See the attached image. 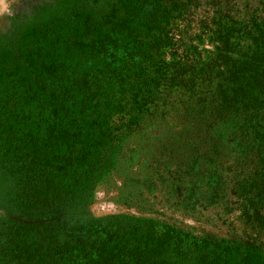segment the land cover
Returning a JSON list of instances; mask_svg holds the SVG:
<instances>
[{"label":"trees","instance_id":"1","mask_svg":"<svg viewBox=\"0 0 264 264\" xmlns=\"http://www.w3.org/2000/svg\"><path fill=\"white\" fill-rule=\"evenodd\" d=\"M178 107L193 180L167 194L213 231L75 221ZM0 173V264H264V0H64L0 53ZM143 178L121 194L145 204Z\"/></svg>","mask_w":264,"mask_h":264},{"label":"rangeland","instance_id":"2","mask_svg":"<svg viewBox=\"0 0 264 264\" xmlns=\"http://www.w3.org/2000/svg\"><path fill=\"white\" fill-rule=\"evenodd\" d=\"M63 3L64 0H0V53L15 48L30 31L53 20ZM182 130L181 109L178 107L164 121L125 142L118 168L109 183L94 194L92 203L71 215L75 221L119 215L151 216L174 218L182 227L196 223L200 229L213 231L208 223L194 222L186 210L180 208L173 192L167 194L176 187L174 179L186 184L193 180L184 170V151L179 147ZM165 151L169 152L167 156H164ZM157 161L163 163L161 167L156 164ZM145 174L154 175L153 184L158 191L150 190L151 196L144 199L145 204L141 199L127 200L126 195L121 194L123 188L126 186L127 190L133 181L141 184ZM168 183H172V187H166V191L164 185ZM7 188L8 183L0 176V226L9 220L8 209L2 202Z\"/></svg>","mask_w":264,"mask_h":264}]
</instances>
